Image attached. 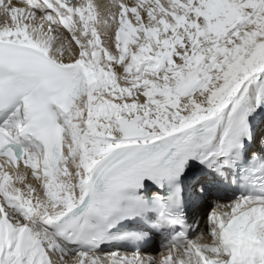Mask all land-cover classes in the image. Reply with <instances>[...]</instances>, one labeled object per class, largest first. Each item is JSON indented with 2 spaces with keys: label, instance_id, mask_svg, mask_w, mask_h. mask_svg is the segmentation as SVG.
Returning <instances> with one entry per match:
<instances>
[{
  "label": "snow or ice",
  "instance_id": "snow-or-ice-1",
  "mask_svg": "<svg viewBox=\"0 0 264 264\" xmlns=\"http://www.w3.org/2000/svg\"><path fill=\"white\" fill-rule=\"evenodd\" d=\"M0 264H264V0H0Z\"/></svg>",
  "mask_w": 264,
  "mask_h": 264
}]
</instances>
